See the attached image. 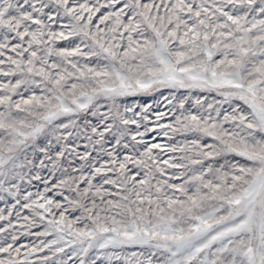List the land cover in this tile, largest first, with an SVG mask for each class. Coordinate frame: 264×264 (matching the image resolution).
I'll return each instance as SVG.
<instances>
[{
  "label": "snow or ice",
  "instance_id": "1",
  "mask_svg": "<svg viewBox=\"0 0 264 264\" xmlns=\"http://www.w3.org/2000/svg\"><path fill=\"white\" fill-rule=\"evenodd\" d=\"M0 264H264V0H0Z\"/></svg>",
  "mask_w": 264,
  "mask_h": 264
}]
</instances>
